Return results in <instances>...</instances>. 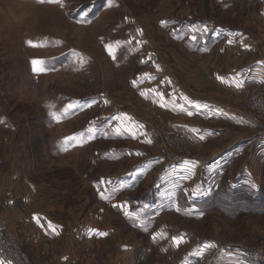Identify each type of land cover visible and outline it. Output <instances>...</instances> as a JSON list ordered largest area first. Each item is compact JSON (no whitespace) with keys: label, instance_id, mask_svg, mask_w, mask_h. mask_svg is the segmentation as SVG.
Here are the masks:
<instances>
[{"label":"rangeland","instance_id":"obj_1","mask_svg":"<svg viewBox=\"0 0 264 264\" xmlns=\"http://www.w3.org/2000/svg\"><path fill=\"white\" fill-rule=\"evenodd\" d=\"M260 2L264 5V0ZM81 17L87 23H77ZM161 21L184 29L203 21L243 29L260 38L264 51V26L252 0H59L56 4L0 0V257L5 264H40L33 257L40 248H30L14 223L19 208L34 204L56 220L80 219L102 207L97 201L101 181L150 166L152 158H162L169 166H178L169 160L180 157L201 164L211 161L210 146L195 142L177 125L181 120L161 116L139 95L152 82L131 86L134 78L159 72L154 65L161 70L158 74L172 75L190 94L223 102L227 111L247 121L249 126L241 132L248 135L249 144L218 178L217 200L199 213L167 212L143 225L125 221L112 205L100 208L114 239L133 247L130 264H183L187 252L200 242L216 247L205 249L207 258L197 264L218 260L233 264L229 256L234 255L264 264V85L250 84L239 97L241 102L238 98L227 103L228 97L209 86L193 49L172 42ZM137 29L141 36H136ZM128 39L133 44L128 45ZM29 40L47 41L49 46L32 49L26 46ZM135 40L143 43L138 46ZM53 41L60 45L52 46ZM105 43L113 45L115 60L104 51ZM71 51L81 54L83 67L73 63L77 58L69 55ZM205 57L208 64L215 59ZM33 58L47 61L53 70L33 76L29 64ZM75 101L85 108L61 115L59 123L51 119L49 111L62 114ZM91 101L97 103L87 108ZM116 114L143 124L146 135L137 140L115 135L117 122L105 118ZM90 126L96 128L94 138L77 140L82 146L65 147V138L82 133L87 137ZM244 167L249 175L241 172ZM154 174L135 184L133 191L122 187L116 195L131 207L149 198ZM158 233L164 238L153 241ZM181 233L186 243L173 247L171 237ZM29 236H35L32 229ZM114 243H106L105 250L100 247L101 257L110 255L103 264H114Z\"/></svg>","mask_w":264,"mask_h":264},{"label":"crops","instance_id":"obj_2","mask_svg":"<svg viewBox=\"0 0 264 264\" xmlns=\"http://www.w3.org/2000/svg\"><path fill=\"white\" fill-rule=\"evenodd\" d=\"M252 1L255 5L258 22L264 26V5L261 4L260 0ZM161 28L168 33L172 42L179 45L184 44L193 49L192 54L194 53V56L201 60V72L207 75L206 77L210 81L208 82L209 86L214 88L224 98L228 97L226 98L227 103L231 101V103H236V100L250 84L264 85V51L260 45V38L258 36L251 35L243 29L218 25L212 21L198 22L189 25L186 29L169 24ZM191 28H196L198 31L191 33L189 31ZM203 29H207V31L205 32ZM173 33H175V36ZM233 33H240L241 35L233 36ZM192 35L196 36L195 40L190 38ZM229 40L232 42L229 43ZM204 56L207 58L210 56L215 57V59L208 64V60L204 61ZM159 72L151 74L156 79L152 81L148 89L156 88L159 92L164 93L166 99L169 100L171 97L168 94L172 93L177 97L175 101L176 105H184V102L179 100V96L184 95L196 103L207 104L209 107L197 112L191 106L184 105L188 111L193 112V115L189 116L187 115V111L184 113L176 111L172 103H169L166 109L153 104L151 98L146 100V103L161 116L181 120L182 122L177 123V125H181L195 142H203L206 147L210 146L212 159L205 164L193 160L197 163V167L194 175L188 180H180V177L184 174L181 169L185 167V164L169 166L163 163L164 160L162 158L155 157L148 163L150 166L134 168L123 176L107 179L105 183L100 184L101 191L97 193V201L102 207H109L113 204H126L129 212L132 213L131 217L125 218L123 213L118 209L115 210L116 213L127 222L129 220L134 222L137 220V222L143 225L153 217H160L161 214L164 215L167 212L178 213L175 210H169L171 198L167 195L168 191L175 193L176 203L182 209L179 214H185L186 211H192L193 213L201 212V201L214 192L218 178L226 174L234 158L242 156L245 149L241 148L245 143L249 144L248 135L241 132V128L246 129L249 126L247 121L227 111L223 102L195 97L184 90L179 81L172 75L165 72L164 74H158ZM238 73L244 81V86L240 89L221 84L216 79L218 75L228 79L235 77ZM169 81L170 83H168ZM201 86L205 85L202 84ZM240 99L239 102H241ZM217 110L219 111L217 112ZM240 121H243V123H240ZM175 124L172 123L173 126ZM190 129H199V132L189 131ZM199 135H204L205 139L201 141ZM261 140H264V138H261ZM252 141L254 145L258 142V140ZM153 172H155V181H152L149 198L146 197L145 200L138 201L131 207V204L127 200L124 201L119 198V195H116L118 193L116 190L118 191L122 187H127L128 190L133 191L135 184H139L140 181L149 177ZM241 172L244 175H249V171L245 167L241 169ZM125 176H127V179H123ZM177 181L180 182V188L174 189L173 185ZM197 185H199L202 194L195 199H190L191 191ZM184 192H188L189 197H185ZM162 193L165 195L162 196ZM101 196H105L106 199H101ZM145 205H147V208L144 207ZM102 207L100 208L102 209ZM99 209L97 212L89 210L80 219L71 217L66 222H63L51 218L39 209H35L34 204H32L28 208H19L15 219H13L17 229L19 228V232L26 242H28L30 248H40V253H36V255L32 253L34 259L40 264H43L44 261H46L44 264H103L106 259L110 258V255L106 254L105 258H103V255L101 257L99 249L101 247L105 250L104 246L108 243H114V241L116 242L113 245V257L116 259L114 264H130V252L133 247L114 239L113 228L107 224L108 219H103L105 211H99ZM157 213L159 214L157 215ZM33 216L41 218L43 227L37 226L32 219ZM49 222H51L58 234L46 235V232H48L47 224ZM22 227H25L23 231ZM30 229L35 232V236L32 239L29 236ZM92 231H103L107 232L108 235L101 238L92 235ZM178 236H184V234L181 233ZM201 246V242L194 245L183 258V264H188L189 261L194 259L195 256L189 254ZM50 249L52 250L51 252ZM229 258H233V261L239 258L243 264H253L240 255L229 256ZM216 264L229 263H221L218 260Z\"/></svg>","mask_w":264,"mask_h":264},{"label":"snow or ice","instance_id":"obj_3","mask_svg":"<svg viewBox=\"0 0 264 264\" xmlns=\"http://www.w3.org/2000/svg\"><path fill=\"white\" fill-rule=\"evenodd\" d=\"M40 3H45V4H56L59 2V0H39ZM77 23H87V20L84 17H81V19L79 21H77ZM161 26H166L167 22L166 21H161ZM189 31L191 33H195L198 31V29L196 28H191L189 29ZM203 31H207V29H203ZM142 35V30L137 29L136 30V36H141ZM173 35L175 36V33H173ZM240 33H233V36H240ZM192 40L196 39L195 35H192L190 37ZM232 41L229 40V43H231ZM26 46L32 48V49H37V48H44V47H48L49 44L47 41L41 43V42H34L32 40L26 41ZM128 45L133 44V39H128L126 42ZM143 43V41L141 40H135V44L136 45H141ZM60 45V41H53L52 42V46H59ZM117 45H119V42H117ZM104 51L106 52V54L113 60L116 59L115 56V51L113 48L112 44H108L105 43L104 44ZM69 55L76 57L77 59L75 61H73V63H77L80 67H83L86 64V61L82 58L81 54L75 51H71L69 53ZM149 59H151L149 57ZM148 62V60H141L140 63L141 64H146ZM47 61L43 60V59H39V58H33L29 61L30 64V68H31V72L33 74V76H41V75H45L47 74L49 71H52L53 69H50L47 67ZM154 67L156 68L157 71H160V68L158 65H154ZM75 70H79L78 68ZM156 77L155 76H151L148 73H144L143 76H139L133 79V81L131 82V86L136 89L139 88L140 84L144 83L145 81H148L149 83L152 81H155ZM217 81L221 84L227 85L229 87H233L235 89H240L244 86V81L240 78V74L238 73L235 77H231L226 79L223 76H217L216 77ZM170 83V81L168 82ZM139 95L144 98L145 100H148L151 98V102L153 104L158 105L160 108L162 109H166L168 108V104L172 103L175 107V110L180 112V113H184L185 111H187V115L192 116L193 112L192 111H188L184 105H189L191 106L192 109H195L197 112H199L202 109H207L209 106L207 104H199L196 103L192 100H190L187 96L184 95H180L179 96V100H182L184 102V105H176L175 101L177 99V97L175 95H173L172 93H169L168 96L171 97V99H166L165 94L162 92H159L156 88H149L147 90H140L139 91ZM97 103L96 101H91L88 102L86 104L87 108H91L93 107V105ZM104 104L107 105L108 101L104 100ZM49 107H54L49 105ZM77 108H80L81 110H83L85 108V105H82L79 101H75V102H71L68 103L64 109H63V113L62 114H58L56 111H49V115L51 116V119L57 123H59L61 121V115H67L70 111L75 110ZM219 110H217L218 112ZM107 119H111L113 121L117 122V126L113 129V132L115 133V135L120 136L122 134H127L128 138L132 139V140H137L139 139L141 136L146 135V133L143 132V128L144 125L143 124H138L137 122H135L133 120V118L131 116H128L126 114H116L113 115L110 118H105ZM240 123H243V121H240ZM87 137H85L83 135V133L81 134V136L77 137V136H73V137H68L65 138V140L63 141L65 147H67V145L72 144L73 146H82L81 144H77V140H91L92 138L95 137L96 134V128L94 126H90L87 130ZM189 131H194V132H199V129H190ZM199 139L201 141H203L205 139L204 135H199ZM144 143H151V140H144ZM136 155H142L141 153H136ZM185 167H183L181 169V171L184 173L181 177L180 180H188L190 179L194 173H195V169L197 167V163L195 161L189 162V161H185L184 162ZM101 183H105L104 181H101ZM249 187L251 189H256V185L254 183H249ZM174 189H179L180 188V182L177 181L174 185H173ZM201 191L199 188V185H197L196 187H194L191 191V195L189 197V193L188 192H184V196L185 197H189L190 199H195L196 197H198L199 195H201ZM165 195L164 193H162V196ZM167 195L171 198V203L169 205V210H175L176 212H181L182 209L180 206L177 205L176 200H175V193L168 191ZM101 199H106L105 196H101ZM112 207L114 209H118L120 210L125 218H129L132 216V213L129 212L127 205H121V204H113ZM145 208H147V205L144 206ZM194 211V210H193ZM159 213H157L158 215ZM186 215L191 216L193 214L192 211H186L185 212ZM33 221L37 224V226L43 227V225L41 224V218L37 217V216H33L32 217ZM47 228H48V232H46V235L48 234H58L56 233V229L54 228V226L51 224V222H49L47 224ZM92 235L95 236H99V237H106L108 235L107 232H103V231H92L91 232ZM160 238H164V234L163 233H158V234H154L152 236V240L156 241ZM186 243L185 239L183 236H173L171 237V244L173 247H179L181 244ZM216 247L215 244H212L210 242H205L200 248L194 249L189 255L192 256H196V257H200L203 254V251L205 249L208 248H214ZM0 264H5V262L3 260H0ZM8 264H10V262H8ZM233 264H243V262L237 258Z\"/></svg>","mask_w":264,"mask_h":264},{"label":"built area","instance_id":"obj_4","mask_svg":"<svg viewBox=\"0 0 264 264\" xmlns=\"http://www.w3.org/2000/svg\"><path fill=\"white\" fill-rule=\"evenodd\" d=\"M264 104V103H263ZM262 108H264V105L262 106ZM187 161V159H185L184 157H180V158H174V159H170L169 162L172 163L173 165H183L184 162ZM208 256L207 252H203V254L194 259L195 262H193L192 264H197V261H200L201 259H206ZM1 258V257H0ZM2 259V258H1ZM4 260V259H2ZM5 261V260H4ZM6 262V261H5Z\"/></svg>","mask_w":264,"mask_h":264},{"label":"trees","instance_id":"obj_5","mask_svg":"<svg viewBox=\"0 0 264 264\" xmlns=\"http://www.w3.org/2000/svg\"><path fill=\"white\" fill-rule=\"evenodd\" d=\"M216 191V190H215ZM213 192L210 196H208L207 198H205L203 201H201V203H200V210H204V208H206V207H210V205H212L211 204V202L212 201H214L215 199L217 200V192Z\"/></svg>","mask_w":264,"mask_h":264}]
</instances>
